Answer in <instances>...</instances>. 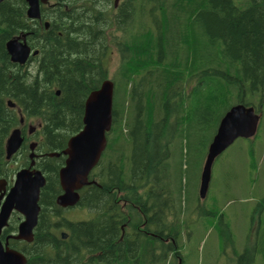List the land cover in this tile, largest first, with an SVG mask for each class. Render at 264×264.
<instances>
[{
	"label": "trees",
	"instance_id": "1",
	"mask_svg": "<svg viewBox=\"0 0 264 264\" xmlns=\"http://www.w3.org/2000/svg\"><path fill=\"white\" fill-rule=\"evenodd\" d=\"M27 11L26 0L0 4V180L11 183L29 167L27 143L12 157L14 167L7 140L17 128L26 136L37 120L36 168L47 183L33 242L10 239L9 247L27 264H185L189 227L182 177L171 170L173 145L217 128L234 105L262 112L264 0H58L41 5L39 20ZM22 35L38 51L25 66L6 50ZM108 79L115 84L112 128L91 184L80 191L76 208L88 217L74 219L57 205L62 152L84 127L88 96ZM195 211L205 225L216 214L202 205ZM22 220L12 214L3 242Z\"/></svg>",
	"mask_w": 264,
	"mask_h": 264
},
{
	"label": "rangeland",
	"instance_id": "2",
	"mask_svg": "<svg viewBox=\"0 0 264 264\" xmlns=\"http://www.w3.org/2000/svg\"><path fill=\"white\" fill-rule=\"evenodd\" d=\"M118 63L114 53L110 58L111 75ZM260 114L257 135L252 139H238L216 160L208 197L199 198L196 203L194 190L202 154L218 126L212 123L200 134L175 141L171 170L182 177L184 229L189 227L183 233L181 249L185 264H252L251 261L264 264V105ZM38 126L35 120L26 127L29 151L30 144L41 139L35 135ZM30 127L35 129L29 135ZM14 161L11 165L16 167ZM197 205L216 212L206 225L203 218L197 217ZM67 215L74 219L88 217L87 211L80 208L69 210ZM190 230L193 233L189 236ZM258 248L259 252L254 255Z\"/></svg>",
	"mask_w": 264,
	"mask_h": 264
},
{
	"label": "water",
	"instance_id": "3",
	"mask_svg": "<svg viewBox=\"0 0 264 264\" xmlns=\"http://www.w3.org/2000/svg\"><path fill=\"white\" fill-rule=\"evenodd\" d=\"M58 0H26L28 4L27 16L31 20L41 18V5H48ZM4 0H0V4ZM117 2V1H116ZM46 29L49 23H45ZM6 50L11 61L25 66L31 57L38 55L26 41V35L12 38L6 43ZM115 84L105 80L100 89L93 91L87 98L83 129L70 138L67 148L62 152L66 156L65 165L59 172L60 186L63 193L57 198V205L62 208H73L80 201V191L91 184L89 176L98 166L104 151L107 148V134L112 128L113 101ZM59 94V92H58ZM8 106L15 108L16 104L8 101ZM261 114L253 106L242 103L234 105L221 119L217 132L208 147V153L200 176L199 197L204 200L212 180V170L216 160L229 149L238 139H252L257 135ZM24 120H21L23 123ZM35 128L30 127L29 134ZM21 128L12 131L7 140L6 158L17 154L24 144ZM37 143L30 144V165L19 170L14 178L13 185L6 190L7 181L0 180V264H27L26 256L9 247V240L32 243L34 231L38 225L41 212L40 198L42 189L47 180L42 170L36 168L35 153ZM50 157H59V153L49 154ZM16 212L23 217L16 234L10 235L5 242L1 236L9 225L12 214Z\"/></svg>",
	"mask_w": 264,
	"mask_h": 264
},
{
	"label": "flooded vegetation",
	"instance_id": "4",
	"mask_svg": "<svg viewBox=\"0 0 264 264\" xmlns=\"http://www.w3.org/2000/svg\"><path fill=\"white\" fill-rule=\"evenodd\" d=\"M30 129V128H29ZM30 135V134H29ZM24 138H25V143H26V136H24ZM12 160V159H11ZM10 160V161H11ZM14 160H16V158L14 159ZM13 161V160H12ZM11 161V162H12ZM11 180V183H10V181H7V184H6V186H5V188H6V190L7 191H9V189L12 187V185H13V181H14V178H12V179H10ZM11 184V185H10ZM86 187V186H85ZM84 187V188H85ZM82 191V190H81ZM62 193H63V191H62ZM60 207V206H59ZM77 207V206H76ZM76 207H73V208H76ZM62 208V207H61ZM73 208H67V209H73ZM63 209H65V208H63ZM149 233L147 232V231H144V235H148ZM153 236V235H152ZM63 237L65 238V236L63 235ZM179 263H180V261H179Z\"/></svg>",
	"mask_w": 264,
	"mask_h": 264
}]
</instances>
